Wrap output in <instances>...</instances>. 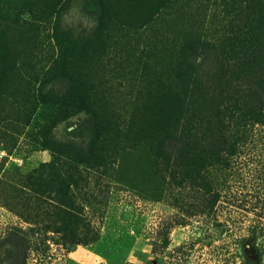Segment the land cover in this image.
I'll return each mask as SVG.
<instances>
[{
	"label": "rangeland",
	"instance_id": "obj_1",
	"mask_svg": "<svg viewBox=\"0 0 264 264\" xmlns=\"http://www.w3.org/2000/svg\"><path fill=\"white\" fill-rule=\"evenodd\" d=\"M0 264H264V0H0Z\"/></svg>",
	"mask_w": 264,
	"mask_h": 264
}]
</instances>
